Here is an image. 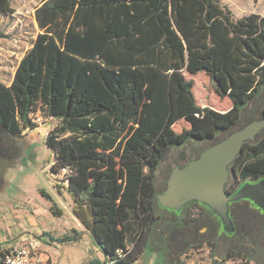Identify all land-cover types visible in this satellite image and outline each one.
<instances>
[{
    "label": "trees",
    "instance_id": "trees-1",
    "mask_svg": "<svg viewBox=\"0 0 264 264\" xmlns=\"http://www.w3.org/2000/svg\"><path fill=\"white\" fill-rule=\"evenodd\" d=\"M185 1L45 0L34 19L49 55L29 56L10 85L0 80L8 133L36 129L30 115L40 104L59 120L44 139L54 153L50 174L67 172L61 182L73 210L108 264H135L151 241L161 220L156 175L172 148L213 143L264 116V15L236 18L220 0ZM10 4L0 0V14L12 13ZM185 73L206 74L217 97L233 102L230 116L176 133L180 110L196 106ZM260 159L264 132L242 144L226 191L263 175ZM237 222L263 229L248 211Z\"/></svg>",
    "mask_w": 264,
    "mask_h": 264
},
{
    "label": "rangeland",
    "instance_id": "rangeland-1",
    "mask_svg": "<svg viewBox=\"0 0 264 264\" xmlns=\"http://www.w3.org/2000/svg\"><path fill=\"white\" fill-rule=\"evenodd\" d=\"M43 1L45 0H11L10 5L13 12L5 15L0 14V80L6 85L12 83L19 65L28 61L29 56L32 54L40 55L45 52L47 54L44 56L49 55V49L46 50L41 37L42 33L37 28L34 19V10ZM220 1L230 9H234L236 16L264 15V0ZM185 4H188V0L185 1ZM184 77L193 81L196 106L191 110H180L179 120L172 128L176 133L180 134L191 126L201 130L205 128L208 121L216 120L217 117L226 118L230 116L234 109L233 103L228 97H217L213 84L206 74L189 75L185 73ZM34 113L30 117L37 116L40 118V122L36 123V129L22 132L21 136L23 137L19 138L18 143L24 144V150L19 156L18 168L12 172L11 177L7 178L0 190V235L6 232L9 237L7 239L9 242L0 244V248L8 247L9 243L27 237L25 232H31L32 220L26 217L27 211L24 208L26 204L31 207L40 206L50 212L49 206H51L50 199L52 198L60 203V207L63 209H66L69 202H72L66 190L63 195H60L58 190L59 185L60 187L64 186L61 180L67 172L63 171L57 175L50 174L54 153L44 143L47 133L59 120L53 117L48 118L43 104L38 105ZM250 113H245V116L248 117ZM194 144L195 142L189 143V147L195 148L197 153L208 146V144H195L193 147ZM191 148H175L172 150L173 155L177 156L180 153L187 155ZM263 162L264 159H260L254 164L262 165ZM259 169V167L256 168V170ZM170 171L171 168L164 173L159 171L156 175L158 193L164 191L166 178ZM42 193L50 198L43 197ZM188 208L187 212L179 215L167 213L158 204H156L155 210L159 217L170 218L176 223L186 215L195 219L202 217L203 220L196 226L200 234L198 238L203 239L202 242L191 243L184 246L176 254L173 252L168 254V248L162 243V227L157 225L151 241L136 264H155L157 260L160 264H174L178 260L185 264H214V262L216 264H264V215L259 218L263 224L261 232L247 233L251 240H255L253 253L248 256L247 250L240 248V245L245 243L242 237L236 236L226 239L225 237L214 236V226L208 224V222H214L213 214L192 205ZM65 212L68 213V209ZM188 212L189 214H187ZM36 221L32 232H36L41 224L47 223L46 225L51 226L49 220L45 218L38 217ZM155 248L159 249L161 256ZM228 255H232V257L227 258Z\"/></svg>",
    "mask_w": 264,
    "mask_h": 264
},
{
    "label": "water",
    "instance_id": "water-1",
    "mask_svg": "<svg viewBox=\"0 0 264 264\" xmlns=\"http://www.w3.org/2000/svg\"><path fill=\"white\" fill-rule=\"evenodd\" d=\"M5 131L0 127V137ZM263 132L262 114L260 119L235 129L202 150L196 159L188 160L182 167H173L166 178L164 191L155 196L156 203L160 208L174 212H180L191 202L200 204L219 219L226 234L233 233L236 228L230 214L232 203L247 200L264 213V179L243 184L233 194L226 191V185L234 175L230 166L240 154L242 144L255 142ZM20 155L14 160L0 157V179L4 183L18 168Z\"/></svg>",
    "mask_w": 264,
    "mask_h": 264
},
{
    "label": "flooded vegetation",
    "instance_id": "flooded-vegetation-1",
    "mask_svg": "<svg viewBox=\"0 0 264 264\" xmlns=\"http://www.w3.org/2000/svg\"><path fill=\"white\" fill-rule=\"evenodd\" d=\"M242 126H244V124L241 126L235 127L231 131L220 133L218 138L214 140L213 143L210 141L208 145L210 146L211 144L213 145L214 143H217L218 141L225 138L228 134L233 132L235 129L241 128ZM22 137L23 136H20V135L19 136L11 135L10 133L6 131L3 132L0 137V157L11 159V160L16 159L18 155H20L22 151L24 150V144L18 143L19 138H22ZM189 146H190L189 143H187L180 147L177 146V147L172 148L168 152L165 159H163L162 163H160L158 172L160 171L161 173H164V171H167L170 168L172 170V168L175 166L182 167L188 160L194 159V158L196 159L201 153V151L204 150L202 149L200 152L197 153L195 148H191ZM194 146L195 144L193 145V147ZM175 148H178V149L191 148V150L187 153V155L180 153L179 155L174 156L172 150ZM260 179L261 180L264 179V174L259 175L257 178L246 179V180L243 179L240 182H243V184H247V183L253 184L259 181ZM3 186H4V182L2 179H0V190L3 188ZM235 189L236 187L234 188V190ZM235 192L233 191V193ZM227 193L233 194L232 192H227ZM190 204L199 206L200 208H203L204 210L209 211L206 207L200 204L193 203V202H191ZM230 207H231V211H230L231 218L236 227L233 233L226 234L222 229L223 225L221 224L219 219L215 217L214 215H212L214 217V222L213 223L208 222V224L209 226L210 225L214 226L213 227L214 236H220V238L225 237L226 239H231L236 236L242 237L245 243L240 245V248L242 250H247L246 254L249 256L253 253L255 240L254 239L251 240L249 236L247 235V233H253V231L255 232V230H254V227L243 228V226L238 224L237 219H240V217L244 218L247 211L253 213L255 217H258V218L263 217L264 213L260 211V209H258L255 205H253L252 202L247 201V200H240L236 203H232ZM187 209H189L188 206H186L180 212H176V211L174 212L170 210H165V211L167 213H172V214L176 213L177 215H179V214H183L185 211L187 212ZM187 214H189V212ZM200 218L201 219H198V218L195 219L192 216L186 215L184 218H181L178 223L173 222L170 218H166V219L161 218V220L158 222L157 225L162 227V230H163V242L162 243L166 248H168L169 253L173 252L176 254L184 246H187L191 243L198 244L202 242L203 239L198 238L200 234H199V230L196 228L198 223H200V221L203 220L202 217ZM156 226L154 227V232H155Z\"/></svg>",
    "mask_w": 264,
    "mask_h": 264
},
{
    "label": "crops",
    "instance_id": "crops-1",
    "mask_svg": "<svg viewBox=\"0 0 264 264\" xmlns=\"http://www.w3.org/2000/svg\"><path fill=\"white\" fill-rule=\"evenodd\" d=\"M231 11L236 18L242 17L236 16L234 9L231 8ZM65 189L66 184H64L62 187L59 185V194L63 195ZM42 196L47 199L50 198L45 193H42ZM50 203V212L44 210L40 206L31 207L29 204H26V207H24L27 211L26 217L29 220H32V223L30 224L31 232L27 231L25 233L27 234V237H42L41 251L44 255L43 258L47 261V264H108V262L106 263L105 260L106 256L94 244L92 234L86 225L76 216L73 210V201L71 203L69 202V205L66 208L68 209V213H66V209L61 208L60 203H58L53 198L50 199ZM38 217L49 220L51 226L46 225L47 223L44 225L41 224L36 232H32V229L37 222L36 218ZM2 234L3 235H0V244L4 242L6 243L8 241L7 239L9 238L6 232ZM64 238L67 239L60 241ZM15 242L16 241L9 243L8 247L5 248H9ZM5 248H0V253L1 250ZM155 249L158 251V253H160L158 248ZM168 254L170 253L168 252ZM159 255L161 256V253ZM155 264L160 263H158L157 260Z\"/></svg>",
    "mask_w": 264,
    "mask_h": 264
},
{
    "label": "built area",
    "instance_id": "built-area-1",
    "mask_svg": "<svg viewBox=\"0 0 264 264\" xmlns=\"http://www.w3.org/2000/svg\"><path fill=\"white\" fill-rule=\"evenodd\" d=\"M37 122L40 118L37 117ZM41 238L35 236L23 237L7 249L2 264H47L41 251ZM111 264V263H110Z\"/></svg>",
    "mask_w": 264,
    "mask_h": 264
}]
</instances>
